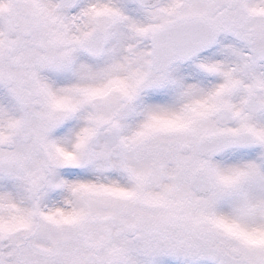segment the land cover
Instances as JSON below:
<instances>
[{
    "label": "snow or ice",
    "instance_id": "obj_1",
    "mask_svg": "<svg viewBox=\"0 0 264 264\" xmlns=\"http://www.w3.org/2000/svg\"><path fill=\"white\" fill-rule=\"evenodd\" d=\"M0 264H264V0H0Z\"/></svg>",
    "mask_w": 264,
    "mask_h": 264
}]
</instances>
